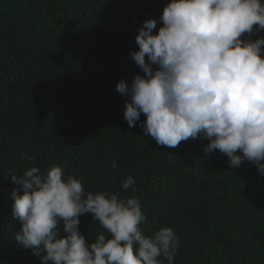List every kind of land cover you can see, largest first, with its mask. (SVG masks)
Returning a JSON list of instances; mask_svg holds the SVG:
<instances>
[{"label": "trees", "instance_id": "obj_1", "mask_svg": "<svg viewBox=\"0 0 264 264\" xmlns=\"http://www.w3.org/2000/svg\"><path fill=\"white\" fill-rule=\"evenodd\" d=\"M169 2L0 0V264H41L14 239L21 222L10 193L23 190L10 177L53 165L83 177L86 193L138 196L141 230L151 235L168 226L179 237L174 264H264V175L257 166L232 168L219 150L204 152L206 139L158 145L141 127L143 114L134 127L124 119L128 97L116 85L144 75L131 56L135 37L150 17L158 31ZM257 38L264 31H254ZM129 175L135 193L121 188ZM78 227L89 243L104 231L90 213ZM57 233L67 235L63 221Z\"/></svg>", "mask_w": 264, "mask_h": 264}, {"label": "clouds", "instance_id": "obj_2", "mask_svg": "<svg viewBox=\"0 0 264 264\" xmlns=\"http://www.w3.org/2000/svg\"><path fill=\"white\" fill-rule=\"evenodd\" d=\"M160 20L155 32L156 19L145 20L135 37L131 56L144 75L116 85L128 97L129 127L143 114L141 127L158 145L206 139V154L219 150L232 168L249 161L264 175V38L251 39L264 31V0H170ZM10 178L23 190L10 193L21 222L14 239L41 264H174L179 237L168 226L142 231L146 216L135 194L86 193L83 177L65 176L59 165ZM121 188L135 193V178ZM85 213L104 230L91 243L78 227Z\"/></svg>", "mask_w": 264, "mask_h": 264}]
</instances>
